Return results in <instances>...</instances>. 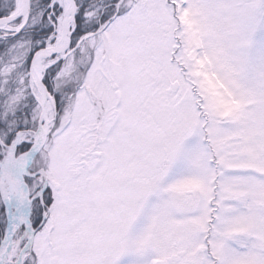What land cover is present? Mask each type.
I'll return each instance as SVG.
<instances>
[{"label":"snow or ice","instance_id":"obj_1","mask_svg":"<svg viewBox=\"0 0 264 264\" xmlns=\"http://www.w3.org/2000/svg\"><path fill=\"white\" fill-rule=\"evenodd\" d=\"M0 264H264V0H0Z\"/></svg>","mask_w":264,"mask_h":264}]
</instances>
